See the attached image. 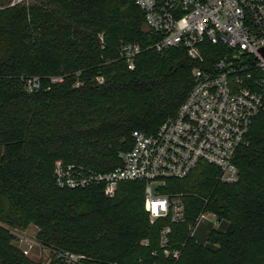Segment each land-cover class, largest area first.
<instances>
[{
  "label": "trees",
  "instance_id": "obj_1",
  "mask_svg": "<svg viewBox=\"0 0 264 264\" xmlns=\"http://www.w3.org/2000/svg\"><path fill=\"white\" fill-rule=\"evenodd\" d=\"M134 1L0 5V264H44L13 243L11 229L30 226L42 247L104 263L264 264V111L233 155L235 181L219 180V168L204 162L165 181L160 191L182 201L183 222L149 223L140 181L118 183L112 197L101 186L70 189L53 181L57 160L111 171L131 147L132 131L154 132L193 85L195 63L182 46L147 48L157 37L144 29ZM121 41L143 48L132 70L115 58ZM59 74L64 80L49 89L23 87L27 76L45 83ZM96 75L104 83H94ZM202 210L225 223L209 231L205 245L188 229ZM165 224L177 258L164 257L159 247Z\"/></svg>",
  "mask_w": 264,
  "mask_h": 264
},
{
  "label": "built area",
  "instance_id": "obj_2",
  "mask_svg": "<svg viewBox=\"0 0 264 264\" xmlns=\"http://www.w3.org/2000/svg\"><path fill=\"white\" fill-rule=\"evenodd\" d=\"M134 2L143 15L144 27L157 37L147 48L162 52L182 46L195 63L191 71L193 85L176 113L165 118L154 132L132 131L131 147L111 171L96 172L57 160L53 181L58 187L70 189L101 186L106 197L114 195L120 182L140 181L144 184L143 209L149 223L159 219L179 223L185 219L184 206L180 199L160 191L165 181L184 178L199 162L219 168V180L235 181L233 155L240 145L246 144L252 120L264 111V0ZM99 41L103 48L101 34ZM142 50L138 43L121 41L115 58L132 70ZM64 77L48 75L43 83V77L31 75L23 78V87L28 93L49 89ZM93 81L100 85L105 78L96 75ZM79 85L78 80L73 84ZM151 184L157 185L156 193ZM206 213L202 210L188 226L191 236ZM211 214L213 224L218 225L220 221ZM169 234V224L163 225L159 247L164 257L177 258L179 251L169 247ZM14 239L25 256L36 245L46 251V264H120L92 260L69 250L46 249L36 239L23 235ZM140 244L146 246L148 240L142 239Z\"/></svg>",
  "mask_w": 264,
  "mask_h": 264
},
{
  "label": "rangeland",
  "instance_id": "obj_3",
  "mask_svg": "<svg viewBox=\"0 0 264 264\" xmlns=\"http://www.w3.org/2000/svg\"><path fill=\"white\" fill-rule=\"evenodd\" d=\"M41 0H0V5L9 3V4H14V3H25V4H31V3H38ZM144 29H146L144 27ZM147 30V29H146ZM152 191L156 193L157 185L156 184H151ZM214 217L212 216L211 213H206L205 217L200 220L198 223L196 230H195V239L197 242H199L202 245L207 244L206 238L211 229H223L225 223L222 222L218 225L213 224ZM35 231L36 228L33 226H30L26 229H12V232L14 233V238H16L18 235H23L26 237H29L31 239H35ZM14 244L17 245L16 239L13 241ZM31 261L37 262L41 261L44 264L48 262L47 259V253L44 250H41L38 245H36L28 254L27 256Z\"/></svg>",
  "mask_w": 264,
  "mask_h": 264
},
{
  "label": "water",
  "instance_id": "obj_4",
  "mask_svg": "<svg viewBox=\"0 0 264 264\" xmlns=\"http://www.w3.org/2000/svg\"><path fill=\"white\" fill-rule=\"evenodd\" d=\"M262 55L264 56V48L262 49ZM217 221L219 222V219H217Z\"/></svg>",
  "mask_w": 264,
  "mask_h": 264
},
{
  "label": "crops",
  "instance_id": "obj_5",
  "mask_svg": "<svg viewBox=\"0 0 264 264\" xmlns=\"http://www.w3.org/2000/svg\"><path fill=\"white\" fill-rule=\"evenodd\" d=\"M194 235H195V233H194Z\"/></svg>",
  "mask_w": 264,
  "mask_h": 264
}]
</instances>
